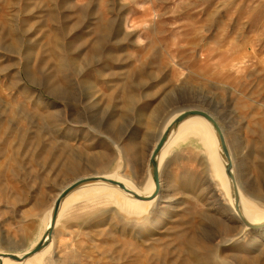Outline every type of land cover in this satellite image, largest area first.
Returning a JSON list of instances; mask_svg holds the SVG:
<instances>
[{
    "label": "rangeland",
    "instance_id": "rangeland-1",
    "mask_svg": "<svg viewBox=\"0 0 264 264\" xmlns=\"http://www.w3.org/2000/svg\"><path fill=\"white\" fill-rule=\"evenodd\" d=\"M62 71L74 94L91 92V118L45 94L42 80L52 84ZM24 87L41 93V106L24 98ZM130 93L135 104L126 106ZM182 109L207 111L227 140L234 135L240 151H229L242 192L258 187L264 194L257 168H264L257 156L264 153V0H0V250L37 239L53 201L79 177L68 163L92 168L99 151L92 139L118 143L127 135L120 146L133 145L134 167L118 154L107 173L118 169L145 185L151 145ZM52 112L66 124L44 121ZM194 145L192 138L175 145L163 166L162 187L174 200L163 217L154 214L164 204L158 200L136 221L100 207L81 220L62 219L47 264H187L190 245L205 243L204 232L190 226L205 225L210 212L184 187L192 182L202 198L212 187ZM217 250L218 264L264 263L261 250Z\"/></svg>",
    "mask_w": 264,
    "mask_h": 264
},
{
    "label": "bare ground",
    "instance_id": "bare-ground-1",
    "mask_svg": "<svg viewBox=\"0 0 264 264\" xmlns=\"http://www.w3.org/2000/svg\"><path fill=\"white\" fill-rule=\"evenodd\" d=\"M24 60L26 61V59ZM25 67H26V64H25ZM19 76H21V73ZM26 79L30 85H33L36 87H42V85H39L33 79H31L30 76H27ZM55 80L56 81L52 82V84H51V81L49 80H46V79L42 80L46 82V85L45 86L43 85V88H42L44 89L45 94L47 96L54 97L56 100L60 101L63 107L65 108H68V107L71 108L75 106L77 108L79 107L82 110V112L84 111L85 113L84 115L87 114L86 116H89L88 114L94 110V106H95V103L91 102V98H92L91 92L89 90H86L85 93H82L79 95L74 94L69 88L68 77L67 75L64 74L63 71L60 72L58 76L55 77ZM20 92L23 93L24 98H26L29 101H32L37 106H41L43 97L39 91L31 90L29 92V88L24 87L20 89ZM135 100H136L135 94L130 93L127 96V99H125L124 104L126 106H132L135 104ZM186 110H192V109H182L177 112H174L169 117L165 125L163 126L160 132V136L157 137V139L151 145L152 147H151V150L148 156L149 158L146 164L147 173H146L145 185L143 184V182L139 180H137V183L135 184L132 179L122 176L120 170L118 169H115V171L107 173L110 170L112 163H114L118 159V156H117L118 154H119V160L124 161V163L126 162V165L130 164L132 168L134 167L133 161L135 160V158L138 157V155L135 154L133 145L128 144V146L126 145L120 146L121 143L123 142L122 139L124 140L125 138H127V135H125L126 137L125 136H123V138L121 137L119 141L117 140L118 143L113 142L116 140V138H113V137L112 138L114 140L111 137H110L111 139L109 138L111 140V141L109 140L110 142H107L108 138L106 139V141L104 140V138H102V140L99 138L100 139L99 141L92 139L91 149L99 148V151L94 153L91 156L92 168L81 167L76 160L70 161L68 165L66 166V168L68 169L70 173L81 177V178L78 177L79 179L77 178L78 180L76 179V182L86 179V178H91V177H102L103 179L113 180V181H116L122 184L128 191L135 193L141 197H148L153 192V189H154L151 176H150V172H149V161H150L151 155L153 151L155 150L157 143L160 140V137L165 131V129L172 123V121L181 112H184ZM198 110H201V109H198ZM208 114L211 115L210 113ZM81 117L79 116L80 119L82 118L84 119V116L82 118ZM89 117H87V119L90 121ZM43 120L55 126L66 124L64 119L61 117V115H58L55 112H52L51 114L46 115L43 118ZM77 121H79V119ZM108 125H110L112 128H115V126H117V123L110 122V124L108 123ZM84 128L85 129H83L82 131L83 133L82 138L86 140L90 137V134L88 131H86L87 125L84 126ZM151 130L153 129L151 128ZM116 132L118 133V131ZM149 134H152V133H149ZM223 136H224V133H223ZM225 137L226 136H224V139L227 145V149L229 146L228 152L230 156V163L232 164V167L234 170L235 181H236L237 190H238L239 198H240V207L238 211L235 210L234 203L231 202L233 200L231 199V196H230V190H229V187H227L226 179L223 177V163L220 162V160L217 157L216 139L213 133L211 132L209 125L204 120L198 117H192V118L185 120L183 123H181L176 128V130L173 131L171 137L169 138V141L166 143L164 148L161 150L157 158V163H158V168H159L160 191L154 200L147 201V202L135 200L133 199V197L123 193L117 187H112L104 182L84 184L78 187L76 190L72 191L61 203L59 213L57 216V220H56V224H55L54 234H55V231L58 230L57 229L58 225L62 219H66V221L67 219L72 220V221L81 220L85 216L93 214L98 207L103 208L99 212L111 211L112 209H115L116 210L115 212H117V215L120 218H125V220L130 222V221L141 220L149 216L151 210L153 209L157 201L163 200L164 204L160 206L159 210L157 211L155 210L156 212H154V214L157 213L156 216L163 217L164 209L168 208L174 201L173 198L172 197L170 198L169 196L170 189L164 190L162 187L163 175L161 174V172H162L163 166L166 164V162H168L169 153L175 145L185 141L187 138H192L195 141L194 146L200 151L201 154L202 153L204 154L205 160L203 161L206 162V165L208 167V169L206 170L210 172V174H208V181L212 185V187H209L210 195H207L206 198L201 197L203 194L201 193L202 191L197 192L198 187H193L192 182L186 183L184 187L187 192H192V193L195 192L194 193L195 196H198L199 199L203 201L204 207H206V210L210 212L209 214L207 213L206 215H204L205 219L208 221L205 223V225H203L202 227H198V228L195 226H190V229L193 230L194 232L199 231V230H202V232H204L203 239L205 243L200 244L197 249L193 248V245H190L191 246L190 248H192L194 251H193V254H190L187 264H218L219 263L218 260L220 256H218L219 250L217 249L218 247L223 246V245L227 247H230L233 245L234 246L240 245L245 250L251 249L250 251L251 253L261 250L262 255L264 256V228L260 227L263 225L261 223L264 222V194H263V191L259 189L258 187L254 189L251 188V189L243 190L242 192L241 190L242 181L240 182V179H239L240 177H237V173H236L237 172L236 166H235L236 161L234 160L236 154L235 156H231L232 153L230 154V151H229V150L240 151V147L235 141L234 135L232 134L228 135L229 141L227 140V137L226 138ZM249 153L250 155L253 154L252 152H249ZM257 156L259 157L260 160L263 161L264 153L258 152ZM257 168L260 171L259 173L261 175L260 178H263L264 168L262 164H259ZM89 170L90 172H88ZM89 173L91 174V176H87ZM216 178H219L220 180H222L223 183H225L224 192L222 191L221 182L220 181L217 182ZM76 182H73L72 184ZM242 188L245 189L246 187L244 188L243 186ZM62 191H60V193ZM58 196L56 197V199L58 198ZM227 198L229 200H226ZM56 199L53 201V204L51 205L52 207ZM52 207L49 209L47 215L44 217V220H42V222H44L43 230L41 231L40 235L37 237V239L32 244L28 245L24 249H20V251L15 254L12 252H7L5 250H0V253L2 254L11 253V254L17 255L18 257H22L23 255L28 253L39 242L44 232L48 229L50 225V220H51ZM210 214L213 216H211ZM231 217L234 220H236L238 224H233L231 222ZM243 221L247 222L250 225L259 223L260 225L259 229L250 230L246 226H244ZM150 224L152 225V228H155V227H159V225H161V222L160 221H156V222L150 221ZM137 225L140 228L145 227V221L140 222V224L138 223ZM54 234L51 238L50 244L38 254L26 259L23 262H19V263L14 262L9 259H2V264H47L49 261H51L50 252L53 247L52 241H54ZM194 242H195L194 240H191V244H193ZM207 244H209L210 247H207ZM256 245H260V246L256 247ZM6 250L9 251L11 249H6ZM263 258L264 257L261 256L258 259H263Z\"/></svg>",
    "mask_w": 264,
    "mask_h": 264
},
{
    "label": "water",
    "instance_id": "water-1",
    "mask_svg": "<svg viewBox=\"0 0 264 264\" xmlns=\"http://www.w3.org/2000/svg\"><path fill=\"white\" fill-rule=\"evenodd\" d=\"M192 117H198V118H201L202 120H204L209 125V128H210L211 132L213 133V135L216 139L217 157L220 160V162L223 163V177L226 179L227 187H229V190H230V196H231V199L233 200L231 202L234 203L235 210L238 211L239 207H240L239 193H238L237 185H236V181H235L234 170H233L232 164L230 163L229 152H228L227 145H226V142H225V139H224V136H223V133L221 131L220 126L217 124L216 119L213 118L211 115H209L205 111L198 110V109L186 110L184 112H181L172 121V123L165 129V131L163 132V134L160 137V140L157 143L155 150L153 151V153L151 155V158L149 161V172H150V176H151V180H152L154 189H153V192L148 197H141L135 193L128 191L122 184H120L116 181H113V180L103 179L102 177H91V178H86V179L80 180V181L70 185L69 187H67L65 190H63L59 194L58 198L56 199V201L52 207L50 225H49L48 229L42 235L39 242L28 253H26L22 257H18L17 255H14L15 253L19 252L20 250H9V251L5 250L7 252H12L14 254H11V253H3L2 254V253H0V264H2V259H9V260H12V261L17 262V263L23 262L26 259L38 254L44 248H46L50 244L51 238L54 234L55 224H56V220H57V216L59 213L61 203L72 191L76 190L78 187H80L84 184L95 183V182H104V183H106L112 187H117L123 193L133 197V199H135V200L146 201V202L154 200L160 191V188H159L160 187V185H159V168H158L157 158H158L161 150L164 148L166 143L169 141V138L171 137L173 131L176 130V128L181 123H183L185 120L192 118ZM216 180H217V182L218 181L221 182L222 191L224 192L225 183H223L222 180H220L219 178H216ZM226 200H229V199L227 198ZM243 224H244V226H246L250 230H258L259 226H260L259 223H255V224L250 225L245 221H243ZM261 224H263V225L260 227L264 228V222H262Z\"/></svg>",
    "mask_w": 264,
    "mask_h": 264
}]
</instances>
